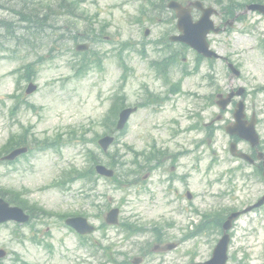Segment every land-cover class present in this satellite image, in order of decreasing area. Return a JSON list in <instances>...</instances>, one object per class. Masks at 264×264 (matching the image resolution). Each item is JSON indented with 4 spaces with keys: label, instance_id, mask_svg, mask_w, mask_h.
Segmentation results:
<instances>
[{
    "label": "rangeland",
    "instance_id": "1",
    "mask_svg": "<svg viewBox=\"0 0 264 264\" xmlns=\"http://www.w3.org/2000/svg\"><path fill=\"white\" fill-rule=\"evenodd\" d=\"M5 1L0 0V4ZM154 2L78 0L79 17L76 18L72 14L66 16L67 9L63 12L62 9H56L55 0H31V8H35L38 13L37 17L32 15L30 23L26 14L22 19L21 15L15 13L18 9L9 13L0 8V19L10 21L9 24H0V147L11 135L21 131H28L38 138L60 134L64 140L71 130L77 135L72 144L62 146L59 151L53 148L38 151L29 135L25 136L28 138V152L13 163L0 162V187L4 190H21L23 195L26 193L25 198L28 201L51 212L85 213L96 227L104 222V214L111 206L120 208V222L130 220L151 226L161 219L159 216H163L165 221H174V225L168 228L166 238L178 242V247L158 254L150 253L142 264H187L192 257L196 260L208 258L213 241L219 236L214 231L208 237L210 242L203 245L194 244L193 239L180 240L184 233L193 229L194 224L188 227L186 224L190 217L196 220L200 218L192 212L193 208H243L264 188L259 180L251 178L245 181L244 172H236L233 182L224 185L226 177L223 171L233 168L238 162H232L230 158L229 137L222 128L215 132L211 143L213 146L201 156L203 160L200 167H204L211 160V156L216 159L215 165L211 167V174L204 175L200 171L198 179V175L190 170V176L183 181L189 189L197 193L192 202L186 199L178 201L170 192L155 194L157 178L154 176L147 179V182L143 181L141 187H138L141 182L132 187H122L117 182L115 187L112 180L103 177H98L94 186L92 182L84 183L82 180L65 188L55 184L63 170L83 168L90 164L86 155L89 149L104 162L108 160L94 143L83 141L84 138L90 139L96 133H102L103 129L97 122L109 108L110 95L120 73L117 68L118 57L114 51H110V45H114L111 40L131 38L134 42L143 41L140 37L146 27L151 30V39L160 38L162 34L170 31L172 25L163 20L165 15L153 10ZM206 3L214 4L212 0ZM26 11L23 9V12ZM213 19L220 22L217 17ZM91 25L96 27L97 32L91 33L90 40ZM103 28V34L98 33ZM73 36L78 37V40L72 39ZM263 39L264 18L250 12L244 21L234 23L228 34L213 35L211 42L221 54L230 55L238 63L241 71L238 78H229V73L224 71L219 61L213 64L214 77L223 92L229 90L231 84L246 88L245 111L248 115L256 113L259 122L256 129L261 140L264 139V52L259 46ZM80 42L88 44V57L91 58L95 51L101 62L96 64L90 59L89 69L85 74L76 75L74 72L80 69L81 55L74 54V46ZM186 57L191 69L195 56L188 54ZM28 62L34 67V82L38 87L33 94L24 95L28 82L24 66ZM132 67L134 73L128 77L126 92L132 90L129 93L130 100L136 101L139 97L134 91L140 84L139 70L137 65ZM200 68L196 74L186 76L183 83L184 91H192L193 111L204 103L206 96L216 91L217 85V82L212 83L205 78L210 73L206 62ZM12 106L16 108L14 114L9 110ZM217 111L216 106H209L202 113L209 120L211 115L214 117L218 114ZM226 116L231 117L228 113ZM155 119L141 109L130 119L127 132L109 151L115 152L117 149L121 158L129 163L132 158L141 161L140 156L134 154L132 149L140 152L153 141H164L160 129L153 123ZM86 126L90 129H86ZM126 145L131 146V150H127ZM238 146L244 151L247 149L243 142ZM183 160L186 163L191 162L187 158ZM178 168L180 175L189 171L186 166ZM218 174L221 182L216 180ZM207 180L213 184H208ZM163 185L159 183L160 188ZM231 186L233 193L224 197H219L218 192H212L230 189ZM83 190H89L90 196L85 198ZM92 200L98 208L93 207ZM38 218L31 225L19 226L12 221L0 224V247L7 252L0 258L2 264H100L102 250H96L88 244L90 241L110 244L112 249L135 255L137 252L141 253L144 248L141 242H146L151 235L148 231L143 234L144 237L125 239V234L118 225L104 226L89 235L88 241L83 244L78 235L63 225L56 215ZM231 232V255L228 264H264V207L256 212L242 214L233 223ZM151 249L152 244L145 253Z\"/></svg>",
    "mask_w": 264,
    "mask_h": 264
},
{
    "label": "flooded vegetation",
    "instance_id": "2",
    "mask_svg": "<svg viewBox=\"0 0 264 264\" xmlns=\"http://www.w3.org/2000/svg\"><path fill=\"white\" fill-rule=\"evenodd\" d=\"M191 11L193 16L198 14V11L194 9ZM172 15L175 16V12H172ZM168 40V37L167 40L160 37L157 38V41H149L146 42V44L145 42H142L141 47L143 48L145 55L138 56L137 59L133 58L132 62L134 64L138 62V70L143 82L141 88L143 99L140 103L145 109H153V113L164 115L165 132L168 133L167 137L170 138L166 141L167 153L165 154L166 161L169 162L168 169H166L165 173H161L155 168L152 169L151 172L153 173L156 171V176L164 179V183H166L165 189L169 192L173 191L177 193V189H172L171 182L176 184L179 181L178 177L180 174L174 170L175 166L180 161L179 159L182 157L181 152H184L185 148L183 146H177L178 148L175 149V152H170L169 148L171 144L176 145L177 140L172 137L183 132H189V134L191 132L192 138H187L186 141H181L180 145H182V143L185 144L189 139H192L190 148H197L192 95L185 96V98L181 97L179 87L181 84L183 85L184 80H180L174 64L177 49H179L181 53L188 52V46L186 47L185 45L172 41L170 43ZM177 45L179 47H177ZM184 58L185 57H182L183 60ZM221 62L224 64L225 60H221ZM151 110H149V114L152 113ZM252 152L253 150H250V153ZM251 167L253 169H262L260 162L253 163ZM152 240H155L154 237H152Z\"/></svg>",
    "mask_w": 264,
    "mask_h": 264
},
{
    "label": "water",
    "instance_id": "3",
    "mask_svg": "<svg viewBox=\"0 0 264 264\" xmlns=\"http://www.w3.org/2000/svg\"><path fill=\"white\" fill-rule=\"evenodd\" d=\"M170 4H173V2H171ZM248 8H255L260 10L261 12H264V5H250L248 6ZM178 26L181 25V28L184 30V34L181 37H177L179 40L181 41H185L188 44L192 45L194 48H196L200 53L206 55V54H210V52L208 51V45H205V34L208 30V28H210V22L207 20V18L204 17L202 19H200L198 21V23H194L192 24V22H190V19L188 18V13L185 12V16L184 14H182V16L180 17V19L178 20ZM79 48V47H78ZM35 89V86L29 84L28 88H27V92H31ZM129 111H125L122 113L121 115V119L122 121L120 122L123 123L124 120H126V116L128 114ZM253 123H251V125L249 126V128H243L241 126V123L237 122L236 126L234 128H232V130H229L230 133H232L233 131L237 132L238 134H240L242 137H247L250 139L251 143H256V137L253 134ZM109 139L105 138V139H101V145L103 147V149H105L107 147V144L109 143ZM252 143V144H253ZM24 148H20V149H16L14 151H12L9 155L6 156V158L9 159H13L17 156L18 153L24 151ZM98 171L102 174L105 175H109L111 173V171L106 170L104 167H98ZM114 215L115 212H110L109 216H108V220H113L114 219ZM8 218H12L15 219L17 221H25L28 219V217L26 215H24V213H22V210L16 207H10L8 206V204H6L5 202H3L0 199V222L1 221H5L8 220ZM70 222L74 225H83L84 221L81 220V218H77L76 219H72L70 220ZM226 243V239L224 240ZM0 255H3V251L0 250ZM224 258L221 259H215V263L214 264H223L224 263Z\"/></svg>",
    "mask_w": 264,
    "mask_h": 264
},
{
    "label": "bare ground",
    "instance_id": "4",
    "mask_svg": "<svg viewBox=\"0 0 264 264\" xmlns=\"http://www.w3.org/2000/svg\"><path fill=\"white\" fill-rule=\"evenodd\" d=\"M5 4V5H4ZM4 4H0V8H3L5 11L9 12L11 10H16L18 9L19 11H15V13H18L20 11L24 10H29L31 12H35L37 14L38 12L35 10V8H31V0H6ZM46 15V14H45ZM25 14H22L21 18L24 19L23 17ZM10 21L7 19H0V24H9ZM28 26V25H27Z\"/></svg>",
    "mask_w": 264,
    "mask_h": 264
},
{
    "label": "trees",
    "instance_id": "5",
    "mask_svg": "<svg viewBox=\"0 0 264 264\" xmlns=\"http://www.w3.org/2000/svg\"><path fill=\"white\" fill-rule=\"evenodd\" d=\"M58 5H60V8H62V9H67L68 13L69 12L74 13V10L77 9V7H78V4H76L75 1H67V0L58 1ZM18 14L21 15V16H22V14H26V16H27L26 19L29 20V21H31L32 15L36 16V14L34 12L33 13L32 12H27V11L23 12V10H22V12H18ZM23 18H25V17H23ZM23 141L24 140L21 141V138H19L17 143H23ZM14 201L16 203L19 202L18 198L14 199Z\"/></svg>",
    "mask_w": 264,
    "mask_h": 264
}]
</instances>
